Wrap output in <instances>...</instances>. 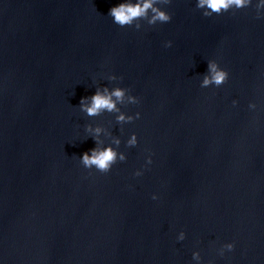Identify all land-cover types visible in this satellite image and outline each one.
Listing matches in <instances>:
<instances>
[{
  "label": "clouds",
  "instance_id": "9594fccd",
  "mask_svg": "<svg viewBox=\"0 0 264 264\" xmlns=\"http://www.w3.org/2000/svg\"><path fill=\"white\" fill-rule=\"evenodd\" d=\"M171 2L172 0H117L109 8L107 16L111 18L113 24L120 28H133L139 31L144 25L156 26L169 23L172 20V15L167 11V6ZM195 7L201 11L204 17L219 16L224 13L234 14L239 10L253 7L255 18L264 19V0H195ZM172 43L171 40H167L163 46L169 48ZM199 75L201 88H219L229 79V72L221 67L216 59H208L205 72ZM102 79L108 83L105 85L93 80L96 85L95 91L91 95L82 96L76 107L80 113L89 118L110 114L113 117L111 123L119 126L120 135H113L108 128L100 125L94 126L92 123L84 125L85 135L82 142L91 138L94 147L82 152L78 156V160L84 169L89 170V174L93 170L101 174L109 173L114 165L118 162L123 163L128 158L126 151L121 150V144L123 143L126 150L137 147L139 143L135 132H129L123 141L122 137L125 132L124 126L141 117L139 111L129 113L123 109L129 105H139L140 98L132 94L131 88L120 86L118 81L122 80V77L107 74ZM237 104V100H232L233 107ZM248 109L256 110L257 104L250 101ZM144 153V161L139 168L133 171V177L142 176L153 163L151 150L146 148ZM151 199H159L158 194L153 193ZM185 238L186 233L183 230L176 235L177 242H183ZM234 248L235 242L232 241L223 243L216 251L219 256L223 257L226 252H232ZM191 259L194 264H204L199 250L192 251Z\"/></svg>",
  "mask_w": 264,
  "mask_h": 264
}]
</instances>
